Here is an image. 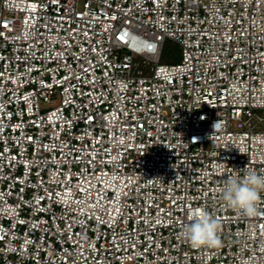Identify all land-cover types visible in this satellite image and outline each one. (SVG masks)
<instances>
[{
	"label": "built area",
	"instance_id": "built-area-1",
	"mask_svg": "<svg viewBox=\"0 0 264 264\" xmlns=\"http://www.w3.org/2000/svg\"><path fill=\"white\" fill-rule=\"evenodd\" d=\"M262 124L264 0H0V264H264Z\"/></svg>",
	"mask_w": 264,
	"mask_h": 264
},
{
	"label": "clouds",
	"instance_id": "clouds-1",
	"mask_svg": "<svg viewBox=\"0 0 264 264\" xmlns=\"http://www.w3.org/2000/svg\"><path fill=\"white\" fill-rule=\"evenodd\" d=\"M217 192L227 207L247 217L256 216L257 203L261 193H264V173L245 167L243 176L239 172L228 176ZM219 232L220 223L216 218L203 208H193L189 210L187 223L181 228L179 236L193 248H214L221 244Z\"/></svg>",
	"mask_w": 264,
	"mask_h": 264
},
{
	"label": "rangeland",
	"instance_id": "rangeland-1",
	"mask_svg": "<svg viewBox=\"0 0 264 264\" xmlns=\"http://www.w3.org/2000/svg\"><path fill=\"white\" fill-rule=\"evenodd\" d=\"M181 59V46L174 40L166 38L164 42V48L161 56L162 63H175ZM136 61L139 62V67L147 70L148 65L142 64L139 58H136ZM264 127V124H262Z\"/></svg>",
	"mask_w": 264,
	"mask_h": 264
}]
</instances>
